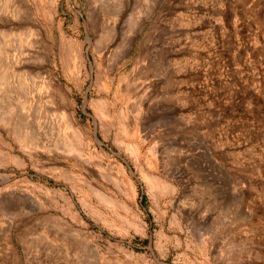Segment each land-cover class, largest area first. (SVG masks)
<instances>
[{"label": "rangeland", "instance_id": "1", "mask_svg": "<svg viewBox=\"0 0 264 264\" xmlns=\"http://www.w3.org/2000/svg\"><path fill=\"white\" fill-rule=\"evenodd\" d=\"M3 72L0 264H264V0H0Z\"/></svg>", "mask_w": 264, "mask_h": 264}, {"label": "bare ground", "instance_id": "2", "mask_svg": "<svg viewBox=\"0 0 264 264\" xmlns=\"http://www.w3.org/2000/svg\"><path fill=\"white\" fill-rule=\"evenodd\" d=\"M5 80H6V75L4 74V72H3V74L1 75V79H0V82H5ZM6 83V82H5ZM4 86V85H3ZM0 91H1V89H0ZM3 96V95H2Z\"/></svg>", "mask_w": 264, "mask_h": 264}]
</instances>
